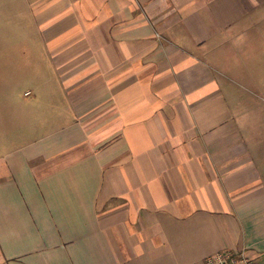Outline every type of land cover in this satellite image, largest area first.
<instances>
[{"label":"crops","instance_id":"0c3cea01","mask_svg":"<svg viewBox=\"0 0 264 264\" xmlns=\"http://www.w3.org/2000/svg\"><path fill=\"white\" fill-rule=\"evenodd\" d=\"M22 1L59 123L0 158V264H264V0Z\"/></svg>","mask_w":264,"mask_h":264},{"label":"rangeland","instance_id":"374dc122","mask_svg":"<svg viewBox=\"0 0 264 264\" xmlns=\"http://www.w3.org/2000/svg\"><path fill=\"white\" fill-rule=\"evenodd\" d=\"M28 28H31V20L25 12L23 1L0 0V58H8V64L0 62V77L5 75L4 78H0V158L11 149L23 146L58 128L55 124L59 122L53 117L50 118L54 113L47 108L44 109V96L38 95L39 99L34 107H30L32 111L22 105L25 99L24 91L33 87L41 88L45 81L41 77L31 80L32 76L28 75L33 73V65L30 64L31 67H28V64L21 63L22 60L26 62L29 57L26 54L28 47L25 44L28 37L32 42L33 31L31 29L28 31ZM30 46H34L38 54V40L35 39ZM13 61L18 63H14L13 66ZM1 65H8L9 68L3 70ZM11 71H16L20 78L10 79ZM37 71L38 67L35 64L34 72ZM11 86H14L15 92L9 94L8 90L12 89ZM25 95L28 96L29 93Z\"/></svg>","mask_w":264,"mask_h":264},{"label":"built area","instance_id":"2783aa9c","mask_svg":"<svg viewBox=\"0 0 264 264\" xmlns=\"http://www.w3.org/2000/svg\"><path fill=\"white\" fill-rule=\"evenodd\" d=\"M206 264H253V261L246 252L225 249L208 257Z\"/></svg>","mask_w":264,"mask_h":264}]
</instances>
